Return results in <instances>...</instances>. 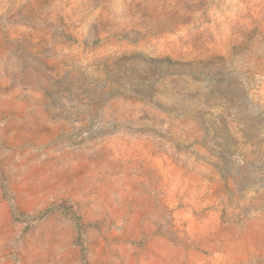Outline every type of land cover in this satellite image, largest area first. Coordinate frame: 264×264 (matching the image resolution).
<instances>
[{
	"label": "rangeland",
	"instance_id": "obj_1",
	"mask_svg": "<svg viewBox=\"0 0 264 264\" xmlns=\"http://www.w3.org/2000/svg\"><path fill=\"white\" fill-rule=\"evenodd\" d=\"M0 30V264H264V0H0Z\"/></svg>",
	"mask_w": 264,
	"mask_h": 264
},
{
	"label": "crops",
	"instance_id": "obj_2",
	"mask_svg": "<svg viewBox=\"0 0 264 264\" xmlns=\"http://www.w3.org/2000/svg\"><path fill=\"white\" fill-rule=\"evenodd\" d=\"M14 31H11V32H9L8 34H13L14 35ZM3 35H4V32L2 31V30H0V39H2V37H3ZM11 47H13L10 43H8V42H5L4 40H2L1 42H0V52H2L4 55L2 56V57H0V58H2V59H6L7 60V57H8V53H6L7 51H8V49H10ZM0 77H2L3 79H7L8 77V84L10 85L11 84V82L13 81H11V77H10V75H7V74H5L4 72H0Z\"/></svg>",
	"mask_w": 264,
	"mask_h": 264
},
{
	"label": "trees",
	"instance_id": "obj_3",
	"mask_svg": "<svg viewBox=\"0 0 264 264\" xmlns=\"http://www.w3.org/2000/svg\"><path fill=\"white\" fill-rule=\"evenodd\" d=\"M163 63H165V61H163ZM172 66H175V67H185V66H188V64H186V63H179V62H173L172 63Z\"/></svg>",
	"mask_w": 264,
	"mask_h": 264
}]
</instances>
